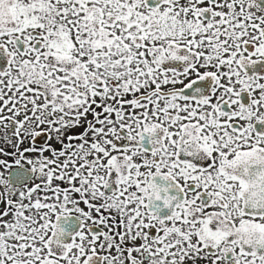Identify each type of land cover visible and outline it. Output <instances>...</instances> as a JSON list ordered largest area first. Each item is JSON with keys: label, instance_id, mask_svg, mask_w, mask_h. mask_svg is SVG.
<instances>
[{"label": "snow or ice", "instance_id": "6c2138e0", "mask_svg": "<svg viewBox=\"0 0 264 264\" xmlns=\"http://www.w3.org/2000/svg\"><path fill=\"white\" fill-rule=\"evenodd\" d=\"M0 264H264V0H0Z\"/></svg>", "mask_w": 264, "mask_h": 264}]
</instances>
